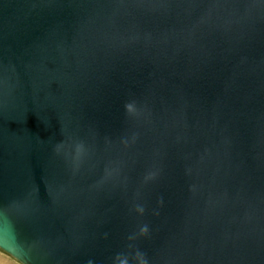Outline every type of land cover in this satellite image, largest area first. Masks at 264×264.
I'll return each instance as SVG.
<instances>
[{"label":"water","instance_id":"water-1","mask_svg":"<svg viewBox=\"0 0 264 264\" xmlns=\"http://www.w3.org/2000/svg\"><path fill=\"white\" fill-rule=\"evenodd\" d=\"M0 250L264 264V0H0Z\"/></svg>","mask_w":264,"mask_h":264},{"label":"rangeland","instance_id":"rangeland-1","mask_svg":"<svg viewBox=\"0 0 264 264\" xmlns=\"http://www.w3.org/2000/svg\"><path fill=\"white\" fill-rule=\"evenodd\" d=\"M0 264H18L12 258H10L6 253L0 250Z\"/></svg>","mask_w":264,"mask_h":264},{"label":"bare ground","instance_id":"bare-ground-1","mask_svg":"<svg viewBox=\"0 0 264 264\" xmlns=\"http://www.w3.org/2000/svg\"><path fill=\"white\" fill-rule=\"evenodd\" d=\"M3 252V251H2ZM5 253V252H4ZM7 255V254H6ZM9 256V255H8ZM10 257V256H9ZM11 258V257H10ZM13 259V258H12ZM14 260V259H13ZM14 261H16V260H14ZM17 262V261H16ZM18 263V262H17ZM18 264H20V263H18Z\"/></svg>","mask_w":264,"mask_h":264}]
</instances>
